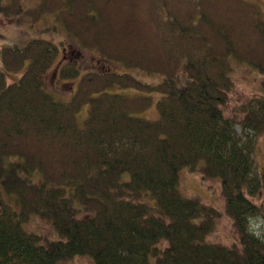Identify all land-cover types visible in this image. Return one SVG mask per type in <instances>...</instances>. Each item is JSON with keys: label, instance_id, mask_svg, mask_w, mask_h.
I'll return each mask as SVG.
<instances>
[{"label": "trees", "instance_id": "obj_1", "mask_svg": "<svg viewBox=\"0 0 264 264\" xmlns=\"http://www.w3.org/2000/svg\"><path fill=\"white\" fill-rule=\"evenodd\" d=\"M50 13L102 65L62 102L43 77L60 61L56 78L75 77L67 53L46 73L58 52L53 42L0 48L2 66L21 72L8 83L0 70V264H75L85 255L92 264H264V231L253 224L264 221V164L256 169L247 133L264 135V80L261 92L225 111L230 56L264 73L260 7L248 0H0L4 25L29 27ZM113 63L162 80L143 83ZM114 85L161 94L158 118L133 115L150 106V96L104 90ZM84 103L80 127L75 114ZM185 167L203 181L220 180L222 209L180 192ZM221 216L230 242L208 239ZM33 217L50 225V237L27 228Z\"/></svg>", "mask_w": 264, "mask_h": 264}, {"label": "rangeland", "instance_id": "obj_2", "mask_svg": "<svg viewBox=\"0 0 264 264\" xmlns=\"http://www.w3.org/2000/svg\"><path fill=\"white\" fill-rule=\"evenodd\" d=\"M257 4L262 13H264V0H248ZM47 17V19H46ZM46 21H45V19ZM32 26H27L24 23L21 27L12 25H4L0 21V48L3 46H10L17 44L23 46L28 40L39 38L53 42L58 52L53 59V63L46 73L55 65L54 63L61 60L64 53V60L68 59L74 63L78 68V74L75 77L62 76L59 72L57 78L56 73L58 67L61 65V61L57 63L44 77L45 90L52 95L55 100L67 102L77 89L78 82L83 74L101 67L102 63L92 55L89 51L81 50L77 44L62 30V27L58 21L54 19L52 13L44 15L40 20L31 23ZM229 64L231 65V79L233 81V88L229 93L228 104L225 108L226 113H232L233 105L239 101L247 99L251 94L262 91V81L264 80V73L256 68L249 66L244 62L236 61L232 56L228 58ZM80 61V64L78 63ZM109 64L107 62H104ZM63 65L65 64L62 63ZM112 69L119 73H126L137 80L155 85L161 82L162 76L157 73H147L138 68H131L113 63ZM0 70H2L6 76L8 83L16 81L21 75V72H10L7 71L1 64ZM60 71V70H59ZM106 92L117 93L124 96H150L152 102L150 106L140 112L134 113L133 115L143 117L146 119H156L159 113L156 109V101L161 94L154 90L139 89L132 86L123 87L119 85L109 86L104 89ZM89 109V103H84L75 114V120L78 126L82 127L84 120L87 117ZM236 131L238 134H242L239 125H236ZM252 141V154L255 160L256 169H259L264 164V135L259 134L257 137L252 135V132L247 131ZM126 177V175H124ZM217 180V181H216ZM208 180L203 181L200 175L193 170H189L187 167L180 171L178 188L184 196H197L206 204L213 205L219 209H222V197L221 190H219L220 180ZM219 182V184H218ZM264 198V194H262ZM254 228L258 231H264V221L256 219L253 221ZM29 230H34L47 237L51 236L50 225L38 217H33L29 223H27ZM211 241H222L230 242L233 240V231L230 227V223L227 217H219L214 225V231L208 238ZM73 262L76 264H92L90 256H75Z\"/></svg>", "mask_w": 264, "mask_h": 264}]
</instances>
